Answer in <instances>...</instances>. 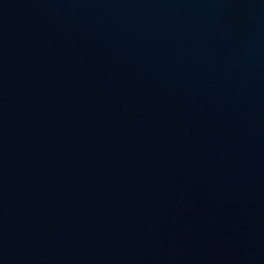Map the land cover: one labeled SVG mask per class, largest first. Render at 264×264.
I'll return each mask as SVG.
<instances>
[{"label":"water","instance_id":"1","mask_svg":"<svg viewBox=\"0 0 264 264\" xmlns=\"http://www.w3.org/2000/svg\"><path fill=\"white\" fill-rule=\"evenodd\" d=\"M0 264H264V0H0Z\"/></svg>","mask_w":264,"mask_h":264}]
</instances>
